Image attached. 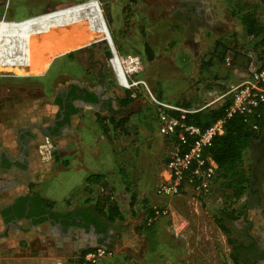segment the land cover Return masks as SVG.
Returning <instances> with one entry per match:
<instances>
[{
  "label": "crops",
  "instance_id": "crops-1",
  "mask_svg": "<svg viewBox=\"0 0 264 264\" xmlns=\"http://www.w3.org/2000/svg\"><path fill=\"white\" fill-rule=\"evenodd\" d=\"M78 1L83 0H6L1 11L3 18L9 19L7 21H19L32 18L48 7L67 6ZM114 1L119 2V0ZM123 1L126 5L127 0ZM216 3L214 0H176V24H180L179 28L182 29V31L178 32L176 46L179 51L185 50L187 53L190 51L194 55H199L203 50L200 48L205 47L202 31L209 33L212 38L216 37V39L220 38L222 33H227V36H225L227 40L232 37L231 35L235 34V37L239 40H236L238 42L237 49L240 50V54L235 57L234 65H232L233 72H236L241 68L240 64L237 63L240 59L239 56L246 58V53L249 49L246 47L239 48L240 45L242 46L239 38L241 33H237L238 28H232V21H236L230 15V8L228 9L227 5L223 11L217 12L218 18L214 17L215 13L213 10L217 7ZM122 15L123 19L117 25V35L119 34L120 37L114 38L111 31H109L112 43L118 53L121 55H137L139 57H143L146 54L147 58H149L150 52L153 55V52L158 53L160 51L157 48L165 46L161 35L160 38L158 37V32L163 29L159 22L155 21L153 27L146 24L149 31L143 35L141 32H135L134 30L136 26L132 23L138 20L128 16L127 13ZM196 15L199 18L198 21L194 20ZM13 16L24 17L16 20ZM188 16H191L190 19ZM191 18L193 19L191 20ZM157 24H159L158 27ZM237 25L239 24L237 23ZM129 27L130 29L132 27L133 31L129 30ZM152 28L153 30H151ZM220 31L223 32L221 33ZM206 38V41H208L209 37ZM231 41L233 42V40L228 42L230 43ZM95 44H97V41H90L52 56L46 68L39 73L18 75L0 71L4 82L13 84L33 83V86H37L36 84L39 82L38 85L44 90L42 94L28 93L27 97L13 101L11 118L15 119L18 117L21 119L17 126L10 127L9 122L4 126L0 122V165H14L20 168L18 170L14 169L13 172L0 169V210L1 207L8 205L20 196L33 197L37 194L50 203L51 209L60 213L92 209L96 197L101 193L107 192L102 190L98 184L88 186L85 182L86 177L90 174L102 173L105 175L104 180L109 183L114 180L112 177L114 170L118 166L119 168L123 167L125 159L134 155L133 147L128 144L129 142L124 145H117L109 140L110 138L107 134L116 133L118 128L114 130L112 127L107 126L104 121H98V119L104 118L106 115L110 120L113 116L114 119L126 117L124 115L112 116V114L97 111L89 105H83L76 112H72L71 115L65 117V123H62L60 129L55 128V132L51 130L56 118L59 117L61 119L63 116L56 111V106L51 101L52 94L50 89L53 84L52 80L46 83L47 85H43V80L48 78L57 63L70 66L76 62V59L66 57L67 53L84 51L89 56L93 52L90 50L91 47H95L94 50L96 51L98 50ZM211 46H213L212 43L209 47ZM206 52L208 51H203V53ZM98 54H100V50H98ZM98 60L101 62L100 59ZM200 64L201 62L199 61L198 65L200 66ZM69 66L64 68L60 74H64L66 79H75L77 82L85 80L83 74L85 69L90 67L88 64L85 66L86 68L74 67L75 72L73 73ZM53 79H55V76H53ZM211 80L218 82L221 86L228 83L225 76L222 75L212 76ZM111 90L115 91V88H111ZM117 96L113 98L115 100L114 106H120V101L123 98H117ZM214 99L218 100L219 96ZM214 99L212 98V100ZM44 103H48L47 108L44 107L45 109H43ZM127 106L121 107L127 108ZM115 108L117 109V107ZM85 126L96 127L94 136H91V139L87 138L86 134L85 137L83 135V131L87 128ZM108 127H110V131H108ZM253 148L257 149V141L252 142L250 148L252 153ZM138 152H141V149ZM109 154L112 158H107ZM253 157L254 161L257 162L256 167L260 171L264 160H259V156L257 157L256 155L255 157V154H253ZM112 159L113 161L110 162ZM64 172H69L70 176L64 175ZM65 184L67 186L66 190L62 187ZM150 186L144 187L140 194L134 189L124 191L129 197L131 194H136V197L140 200L146 199L149 205L158 204L160 207H169L171 210L174 209V211L169 215L158 217V220L156 219L148 227L147 224L143 223L144 213L142 208L140 207L137 212L134 204L129 209L130 214L127 215V221L129 222L127 227L117 220L109 224L110 226L112 225V230H109L107 235L109 236L108 243L102 241H100L101 243H96L93 234L87 231V228L72 227L63 235L53 233L54 228L49 225L46 232L41 231L39 226L25 227L29 225L23 221L18 222L17 225L21 229L16 226L10 227L8 229L9 234L0 237V243L6 241L7 238L12 239V247L15 248L16 246V249L18 248L17 250L15 249L16 253L13 255L12 264H21L24 260H35L37 264H45L48 261L50 263L48 262L47 264H80L87 252L98 247L104 248L107 254L91 264H195L193 256L189 253L188 245L183 244L179 240L176 241V237L169 233L171 224L176 221V216L179 217V215H176V197H160ZM57 187H62V197L55 193ZM254 188L259 190L257 185ZM259 205L261 203L254 201L252 206L248 208V215L250 212L252 213V216L248 218L253 221V224L256 222L253 214L259 215L258 212H260L261 207ZM119 210L121 213L123 212L120 207ZM3 212L5 214L6 211ZM89 212L96 216L94 211L90 210ZM1 214L2 212H0V231H3L7 228V224H5ZM172 218L175 219L173 220ZM171 220L172 222L170 223ZM168 223L169 228H167ZM26 228L28 229L25 230ZM256 232L258 233V230ZM221 233H223L221 235L224 237V232L221 231ZM58 235L60 237L56 238ZM98 237L99 239H102V237L105 239L106 235L101 236V234H98L96 238L98 239ZM38 239H43L44 241ZM118 240L123 241V245L127 249L125 252L122 247L117 245ZM197 241L202 246H206L207 243L214 242V237L212 235L202 239L198 237ZM44 246H48L49 250L55 248L56 251L43 254L40 248ZM26 247H33L32 249L36 250L39 256L43 254V257H34V259L32 258V253L29 254L30 256L24 254V248ZM84 251H86L85 254H82ZM26 257H29V259ZM203 258L205 260L206 257L204 256ZM232 264H234L233 261Z\"/></svg>",
  "mask_w": 264,
  "mask_h": 264
},
{
  "label": "rangeland",
  "instance_id": "rangeland-1",
  "mask_svg": "<svg viewBox=\"0 0 264 264\" xmlns=\"http://www.w3.org/2000/svg\"><path fill=\"white\" fill-rule=\"evenodd\" d=\"M85 1L89 0L78 1L67 6H55L54 8L48 7L45 10H41L37 14H44ZM98 1L101 6L107 28L109 31H111L114 38L120 37L119 34L117 35V25L119 21L123 19V13H127L128 16H132L133 19L138 20L132 23L134 24V26H136L134 29L135 32H141L143 35L147 34L149 29L148 27H146V24H148L150 27H153L155 25V21L159 22L161 28H163L158 32V37L160 38L161 35L165 46L163 48H157L158 50H160L158 51V53L153 52L151 58H147L146 54H144L143 57L131 55L137 56L140 64L137 72L131 74V78L134 80L144 81L147 84L149 91L155 97L165 102L177 103L183 101L185 103H188V107L191 108H198L202 105L210 103V100H212V98L214 99L217 96L220 97L221 94L229 89L230 85L236 84L240 80L241 73L246 69V65H248L250 54L252 52L254 53V50L249 49L246 53V58L241 55L239 56L240 59L237 63L240 64L241 68L236 72H233L230 65H227L226 62H220L218 64L216 63V65L212 63L209 70L205 68L201 69V64L199 66L198 62L200 61L203 63L204 60L202 59L204 57H207L208 53H203V51H209L211 49L212 46H209L211 43L213 45L216 37L212 38L209 33H205L204 31H202V38L205 47L200 48L203 50L199 53V55H194L190 51L188 53L185 52V50L179 51V48L176 46V38H178V32L182 31V29L179 28L180 24H176V15L173 16V9L176 5V0H127L126 5L123 3V0H119V2H115L114 0ZM214 1L217 2V7L214 8L215 10H213V12L215 13L214 17L218 18V11H223L226 5L229 9L233 3L242 0ZM5 2L6 0H0V21H2V19L5 21L9 20L7 18H3L1 11V8L5 4ZM24 16H13V18L17 20L23 18ZM159 24H157V27L159 26ZM232 24L234 25H232V28H238L237 33H242L241 27L237 25L236 22L232 21ZM129 30L133 31V28L131 27L130 29L129 27ZM151 30H153V28ZM222 34L220 36V39H226L224 41L225 44H228L229 40H235L232 37L227 40V37H225L227 36V33H225L224 35ZM206 37H209L208 41H206ZM96 41L97 44L95 45L98 50H100V54H98V50H94L95 47L90 48V50L93 51L92 60L100 59L102 61V65H104L105 69L108 70L109 78L111 79L110 86H112L113 89L115 88L118 97L122 98L126 92H128L129 95L130 93L135 94V96L132 97V102L129 106H127V108L115 105L119 113L114 112L113 115H124L127 117V120L122 127L116 125V123H114L113 121H110L107 115L104 118L98 119V121L100 122L104 121L107 126L112 127L114 130L118 128V130H116V133L107 134L110 138L108 139L112 143H116L117 145H124L125 143L129 142L128 144H131L133 147L134 155L131 158L125 159V162L122 165L123 167L119 168L118 166V168L114 170L115 172L113 171L114 173H112V177L114 178V180H111V182L107 184V187L111 188L110 195L113 198V201L118 203V206L123 211V219L120 220V222L122 225L127 227L129 224V222L127 221V215L130 214L129 209L132 206L129 205V196L125 193L124 190L129 191L134 189V191H138V194H140L144 187H148L151 185L150 187L155 192L156 186L160 182L163 168L169 155L170 143L169 139L159 132V122L156 116L157 113L155 107L150 102L149 92L141 85H138V87H134L131 90L125 89L123 86H121L118 83L111 66V47L104 38H100ZM37 43L42 44V46H44L43 44H45V42L43 43L41 40L39 41V39L37 40ZM229 45H233V42L231 41ZM235 46L238 47V45ZM114 48L118 53L115 46ZM46 55V51L41 50L40 59H42ZM119 55L127 56L121 54ZM98 56L99 58H97ZM87 57V53L83 51L76 52L71 58L76 59V61L78 60L81 68H86L85 66L87 65ZM58 64L59 63H57V65ZM58 66H60V64ZM95 66L91 65L89 68L94 69ZM2 72L14 73L13 71L8 70ZM219 75L225 76V79L228 81L227 85L221 86V84H219L218 82H213L211 80L212 76L214 77ZM2 78L3 76L2 74H0V122L5 126L9 121L12 120L11 115L13 113V101L22 99L25 96L27 97L28 93H34L37 95L42 94L44 93V90L41 86L38 85L39 82L36 84L37 86H33V83L13 84L11 82H4ZM65 78L66 76L61 74V76L59 75L57 78H55L54 82L56 83ZM228 96H223L218 100H212V102L208 106H206L205 109L218 106ZM47 106L48 103H44L43 109H45L44 107L47 108ZM85 127L87 128H85V130L83 131V135L85 137L86 134L87 138L91 139V136H94L96 127ZM110 127H108V131H110ZM261 143L262 146H264V137H262ZM140 149L141 152H138ZM127 153H129V151H127ZM253 154L254 153H252V150L247 153L246 162L248 163V165L254 168L257 166V162L254 161ZM107 158H112V156L109 154ZM112 161L113 159L110 160V162ZM261 167L262 168L258 174L259 181L256 183V185L257 187H259V190L261 192L262 205L260 206V212H258L259 215L253 214L256 218V222L254 224L256 228L254 229L253 227V232L258 230V233H261L264 238V161H262ZM68 173L69 172H64V175L67 174V176H70V174ZM62 187L64 190H66L67 186L65 184ZM62 187H57L55 189V193H57L60 197L63 196ZM176 199V215H183L187 219H189V227L187 230L188 238L183 240L176 239V241L179 240L183 242V244L188 245L189 249L192 251L194 263L232 264V261L229 257L230 247L227 243L226 237L224 235V240V237H222L223 233H220V231L216 229V224L213 221V215L218 205L221 206L225 204L221 190L213 185V190L211 191L209 197L204 198V201L201 204V208L197 214L188 212L183 198L176 197ZM241 201L242 199L233 205L238 206ZM152 205L159 206L158 204ZM134 206L136 207L135 209L137 212L139 211V208L142 207L141 202H136ZM170 211L173 212L174 209L171 210L170 208ZM251 216L252 213L250 212L248 217ZM241 218L242 217L233 221L230 225L233 231L232 236L234 240H238L237 229H240V227L244 225L241 223ZM172 219L174 220L175 218ZM171 222L172 220L170 221V223ZM205 225H207L206 231L203 230ZM167 228H169V223ZM204 231L208 235H212L214 237V242H209L206 244V246H202L201 243L197 241L198 237H203ZM169 233L171 234L170 228ZM218 233H220L219 236H217ZM12 244V239L8 238L6 241H2L0 243V264H8L13 261V255L16 253V250L18 248L16 249V246L15 248H13ZM117 245L122 247V249H124V252L125 250H127L123 245V241L118 240ZM32 248L33 247L24 248V254L29 255L32 253V258H38L43 257V254H49L50 252L56 251L55 248H51L49 250L48 246H44L40 248V251L41 253L43 252V254L39 256L36 253V250ZM203 255L206 257L205 260L203 258ZM26 258L29 259V257ZM35 262V260H24V262H22L21 264H37ZM48 262L50 263V261Z\"/></svg>",
  "mask_w": 264,
  "mask_h": 264
},
{
  "label": "trees",
  "instance_id": "trees-1",
  "mask_svg": "<svg viewBox=\"0 0 264 264\" xmlns=\"http://www.w3.org/2000/svg\"><path fill=\"white\" fill-rule=\"evenodd\" d=\"M230 15L242 29V33L239 37L242 46L240 45L239 48L246 47L247 49H252L260 59H264V0H242L235 2L230 7ZM231 36L234 39L236 38L235 34ZM225 40L218 38L214 41L212 48L207 53V57L202 59L204 61L203 63L201 62V69L205 68L209 70L212 63L216 65V63L226 62L225 60L227 57L230 61V67H233L232 65H234L233 62L235 57L240 54V50L235 46L238 45L237 41L239 40L236 38L233 41V45H229L230 43L225 44ZM74 54L75 52L71 51L66 54V57L71 58ZM151 57L152 54L150 52L149 58ZM132 100V97L126 92L120 101V106H127ZM58 102L60 101L58 100ZM230 102L231 99L228 96L216 107L204 108L186 114L184 120L187 123L205 128L215 119L224 116L225 110L230 105ZM177 104L188 107V103L183 101L177 102ZM76 111V108L72 109V112ZM126 120L127 117L117 119L112 117L110 121L122 127ZM61 124L62 122H58L57 126ZM253 125H256V128H254ZM262 137H264V105L260 109L259 117L245 116L238 112L232 114L224 123L223 133L214 137L211 146L207 149V153L217 165L213 185L221 190L225 203L221 206L218 205L213 219L218 228L226 235L227 242L230 246V258L234 264L247 263H241L237 258L236 250L242 247L243 243L233 239V231L230 225L240 217H244V221H247L248 208L252 206L254 201L257 203H261L262 201L260 191L254 188L259 181L258 172L246 162V155L251 150L250 148L254 141H257L258 148H260L264 154V146H262L261 143ZM170 140L171 142H176L174 136L170 137ZM104 178L105 175L102 173L90 174L86 177L85 182L88 186L91 184H98L101 189L107 193H101L96 197L92 209H80L63 214L62 216L65 224H80V222L75 223L70 220L78 214H88L91 220L94 219L97 221V224L99 223L101 225L110 224L116 220L120 221L123 219L118 203L113 201L110 195L111 188L107 187L108 182L104 180ZM29 199H31L29 206L32 209V215L39 206H42L45 211L47 207L51 208L50 203L38 194L33 197L20 196L17 198L16 204L22 205ZM241 199L242 201L238 206L233 205ZM136 202H141V208L144 213L143 223L145 225L147 224L148 227L151 226L155 222L154 219H151L154 205H149L146 199L140 200L136 197V194H131L129 197V205L133 206ZM88 210L94 211L96 216ZM85 252L86 251L82 254H85Z\"/></svg>",
  "mask_w": 264,
  "mask_h": 264
},
{
  "label": "built area",
  "instance_id": "built-area-1",
  "mask_svg": "<svg viewBox=\"0 0 264 264\" xmlns=\"http://www.w3.org/2000/svg\"><path fill=\"white\" fill-rule=\"evenodd\" d=\"M0 40L2 50H0V63H19L18 57L20 53L16 45V39L11 37L10 40L5 42V45L2 38ZM113 54L114 52L112 56ZM128 56L131 55L121 57L127 58ZM133 57L135 62L139 63L138 57ZM7 58H10V60H7ZM225 61L226 64L229 65L230 61L228 57ZM139 67L140 64L138 65V68ZM138 68L132 73L137 72ZM132 73L128 72L125 75L123 84L120 83L117 78L116 79L125 89L131 90L141 85L149 92L150 102L156 109L159 132L167 137L170 143L168 159L164 165L161 179L156 186L155 193L165 198H183L188 212L197 214L204 198L209 197L212 191L217 165L207 153V149L211 146L214 137L223 133L226 119L234 113L238 112L251 117L260 116V109L264 105V59H260L256 53L252 52L250 54L248 65L241 73L240 80L236 84L230 85L229 89L219 97L221 98L229 95L231 99L230 105L226 108L224 116L215 119L205 128L187 123L184 120L185 115L204 109L212 101L198 108L184 107L177 103L162 101L149 91L144 81L132 79ZM130 96L134 97L135 94L130 93ZM253 127L256 128V125H253ZM173 136L176 142H171L170 137ZM153 210L151 219L154 220L160 216L171 214L169 207L154 205ZM215 226L217 227L216 229L220 231L218 226ZM188 227L189 219L180 215L176 218V221L171 224V233L176 239H187ZM206 229L207 225L204 226L203 230L206 231ZM205 231L201 239L209 237ZM220 233H218L217 236H219ZM189 253L193 256L190 249ZM106 254L107 251L104 248H95L84 255V260L81 264H91Z\"/></svg>",
  "mask_w": 264,
  "mask_h": 264
},
{
  "label": "flooded vegetation",
  "instance_id": "flooded-vegetation-1",
  "mask_svg": "<svg viewBox=\"0 0 264 264\" xmlns=\"http://www.w3.org/2000/svg\"><path fill=\"white\" fill-rule=\"evenodd\" d=\"M176 15V5L173 9V16ZM191 17V16H190ZM188 16V18L190 19ZM175 19V18H174ZM193 18H191L192 20ZM188 20V19H187ZM195 21H198L199 18L196 15L194 17ZM92 48V47H91ZM93 52L89 54L87 57V64L89 66L96 65L94 69H90L87 67L85 69V73L83 74L85 80L81 82L75 81V79H63L58 82H54L55 79H53V76L57 78L59 75L61 76V71L68 67L67 64L60 63V66L56 65V67L51 69L50 75H48V78L43 80V85H47L46 83H49L51 80L53 82L50 93L52 94V103L54 106H56V111L63 116L61 119L59 117L56 118V122L54 126L51 128L55 132V128L60 129L61 125H58V121L65 123V117L67 115H71L72 109H80L83 105H89L91 108L100 111V112H106L109 114H112L117 109L114 106L115 100H113L114 97L117 96L115 93L116 91H112L110 86L111 79L109 78L108 70L105 69V66L102 65V61L100 62L97 60H92ZM78 60L72 63L69 67L71 68L72 73L75 72L74 67H80V63ZM82 71V70H81ZM64 75V74H63ZM49 79V80H48ZM48 80V81H47ZM41 83V84H42ZM118 98V96H117ZM58 100L60 102H58ZM18 117L9 121L10 127H15L19 124ZM58 120V121H57ZM8 125V126H9ZM253 153L255 154V157L259 156V160H264V154L262 153L261 149H254ZM0 169L3 171H14V169H20L18 167H15L14 165H0ZM255 171L259 174V168H255ZM17 199H14L11 203L8 205H5L1 207L0 212H2L1 217L4 220L5 224H7V228L3 231H0V237L7 236L9 234V228L10 227H18V222L23 221L25 224L29 226L25 227H32V226H39L41 227V231L46 232L48 225L54 228L55 234H63L65 235L66 232L69 231L70 228H83L87 231L91 232L93 234V238H95L96 243H101L100 241L104 243H108L109 236L108 232L111 229V226L108 224L101 225L97 224V221L94 219L91 220L90 216L88 214H78L73 217V219H70L74 221L75 223L80 222V224H65L63 214L66 213H60L58 211H54L51 208L47 207V210H43L42 206H39L35 213L32 215L31 211L32 209L29 206V202H31L29 199L27 202H24L22 205L16 204ZM262 205V204H261ZM259 205V206H261ZM6 211L5 214H3ZM31 214V215H30ZM36 220V221H35ZM69 220V221H70ZM68 221V222H69ZM70 221V222H72ZM241 223L244 224L240 227V229H237L238 233V240L242 242L243 246L238 248L236 250L237 258L241 263L246 262L247 264H258L262 263L264 264V238L261 235V233H257L256 231L253 232V221H250V219L247 217V221H244V217H242ZM250 223V225H249ZM117 226V225H116ZM21 229L20 227H18ZM58 228V229H56ZM26 228L25 230H27ZM45 230V231H44ZM99 231V232H98ZM59 232V233H58ZM98 234H101V236L106 235V238L104 239H98L96 236ZM110 235V234H109ZM60 237L59 235L56 236V238ZM60 239V238H59ZM12 264V263H8Z\"/></svg>",
  "mask_w": 264,
  "mask_h": 264
},
{
  "label": "bare ground",
  "instance_id": "bare-ground-1",
  "mask_svg": "<svg viewBox=\"0 0 264 264\" xmlns=\"http://www.w3.org/2000/svg\"><path fill=\"white\" fill-rule=\"evenodd\" d=\"M11 37L17 42L19 63H0V71L39 73L46 68L52 56L100 38H104L113 48L111 66L120 83L123 84L125 75L136 71L139 65L133 56L121 57L116 52L98 0L85 1L19 21L2 19L0 39L2 38L5 45ZM38 39L45 42L44 46L37 43ZM41 50L47 53L42 59Z\"/></svg>",
  "mask_w": 264,
  "mask_h": 264
},
{
  "label": "water",
  "instance_id": "water-1",
  "mask_svg": "<svg viewBox=\"0 0 264 264\" xmlns=\"http://www.w3.org/2000/svg\"><path fill=\"white\" fill-rule=\"evenodd\" d=\"M111 52L113 53V48H111Z\"/></svg>",
  "mask_w": 264,
  "mask_h": 264
}]
</instances>
